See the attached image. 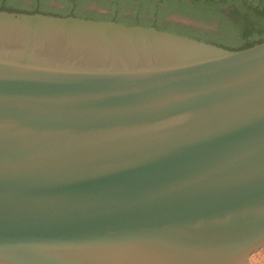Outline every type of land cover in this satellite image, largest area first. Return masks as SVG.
Listing matches in <instances>:
<instances>
[{
    "label": "water",
    "instance_id": "obj_1",
    "mask_svg": "<svg viewBox=\"0 0 264 264\" xmlns=\"http://www.w3.org/2000/svg\"><path fill=\"white\" fill-rule=\"evenodd\" d=\"M262 250L264 43L0 12V264Z\"/></svg>",
    "mask_w": 264,
    "mask_h": 264
},
{
    "label": "trees",
    "instance_id": "obj_2",
    "mask_svg": "<svg viewBox=\"0 0 264 264\" xmlns=\"http://www.w3.org/2000/svg\"><path fill=\"white\" fill-rule=\"evenodd\" d=\"M32 1L33 6L27 7L20 0H0V12L154 28L232 52L264 43V0H56L66 6V11L50 8L49 4L55 0ZM91 4L108 14L88 11ZM231 7L235 10L229 17L224 16L222 11ZM174 16L215 26V31L176 23L170 20Z\"/></svg>",
    "mask_w": 264,
    "mask_h": 264
},
{
    "label": "rangeland",
    "instance_id": "obj_3",
    "mask_svg": "<svg viewBox=\"0 0 264 264\" xmlns=\"http://www.w3.org/2000/svg\"><path fill=\"white\" fill-rule=\"evenodd\" d=\"M19 3L23 4V5L27 6V7H32L33 4H34L32 0H20ZM49 7L50 8H56L57 11H66V9H67L66 6H64V5L60 4V3H57L56 0L51 2L49 4ZM87 10L90 11V12L98 11V12L104 14V15L108 14L107 11L102 10L101 8L96 6L95 4L89 5L87 7ZM170 20H172V21H174L176 23H180V24H184V25H188V26H193V27H197V28H204L205 30H210V31H213V32L215 31V26H203L201 24L190 22L189 20L183 19V18H181L179 16L171 17ZM248 264H264V250L253 254L250 257Z\"/></svg>",
    "mask_w": 264,
    "mask_h": 264
},
{
    "label": "flooded vegetation",
    "instance_id": "obj_4",
    "mask_svg": "<svg viewBox=\"0 0 264 264\" xmlns=\"http://www.w3.org/2000/svg\"><path fill=\"white\" fill-rule=\"evenodd\" d=\"M235 9L234 8H228V9H225L222 11V14L226 17H229L230 16V13L233 12Z\"/></svg>",
    "mask_w": 264,
    "mask_h": 264
}]
</instances>
